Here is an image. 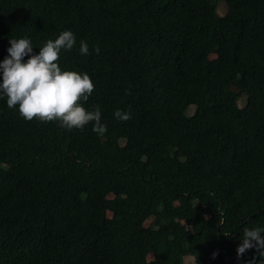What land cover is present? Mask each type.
<instances>
[{
    "label": "trees",
    "instance_id": "trees-1",
    "mask_svg": "<svg viewBox=\"0 0 264 264\" xmlns=\"http://www.w3.org/2000/svg\"><path fill=\"white\" fill-rule=\"evenodd\" d=\"M65 30L107 132L0 98V264H260L236 249L264 228V0H0V62Z\"/></svg>",
    "mask_w": 264,
    "mask_h": 264
},
{
    "label": "clouds",
    "instance_id": "clouds-1",
    "mask_svg": "<svg viewBox=\"0 0 264 264\" xmlns=\"http://www.w3.org/2000/svg\"><path fill=\"white\" fill-rule=\"evenodd\" d=\"M9 44L8 55L0 62V98H6L9 109H17L25 121L57 122L67 130H83L92 124L94 133L103 136L107 132L106 125L101 123L99 106L91 110L84 107L95 88L90 76L60 67L61 51H70L77 44L72 31L65 30L54 40L44 42L38 54L33 53L30 38L9 39ZM94 51L98 54L99 48ZM79 52L89 54L87 41L79 42ZM25 57H28L26 61ZM127 94H131L130 91H126ZM114 116L126 122L131 119V112L117 110ZM248 250H255L260 264H264V228L243 229L236 249L237 259ZM193 259L196 264V254Z\"/></svg>",
    "mask_w": 264,
    "mask_h": 264
},
{
    "label": "rangeland",
    "instance_id": "rangeland-1",
    "mask_svg": "<svg viewBox=\"0 0 264 264\" xmlns=\"http://www.w3.org/2000/svg\"><path fill=\"white\" fill-rule=\"evenodd\" d=\"M219 13H223V10H224V7L223 6H220L219 7ZM244 99H243V101L240 103V106L242 107L243 105H244ZM107 217L108 218H110L111 217V213L110 212H107ZM148 259H149V257H148ZM183 261H184V264H194L193 263V259H191V258H189V257H185L184 259H183Z\"/></svg>",
    "mask_w": 264,
    "mask_h": 264
}]
</instances>
